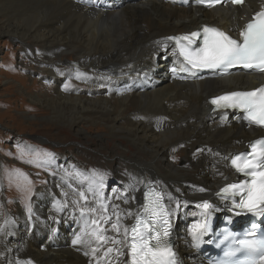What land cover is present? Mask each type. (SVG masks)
I'll return each mask as SVG.
<instances>
[{
	"label": "bare ground",
	"instance_id": "bare-ground-1",
	"mask_svg": "<svg viewBox=\"0 0 264 264\" xmlns=\"http://www.w3.org/2000/svg\"><path fill=\"white\" fill-rule=\"evenodd\" d=\"M263 8L264 0L240 7L225 0L211 7L190 0H0V37L22 41L21 69L50 79L26 85L12 78L20 85L8 88L26 98L21 116L39 118L27 109L45 112L46 130L66 129L79 139L72 148L41 147L57 154L44 175L49 185L37 184L33 212L8 207L0 193V264H128L125 246L98 241L93 233L103 229L121 239L112 224L119 218L121 233L128 228L151 181L165 190L178 256L185 264H212L205 256L207 237L200 252L190 235L204 219L197 205L208 201L211 212L224 211L216 191L236 179L230 155L264 136V129L235 111L211 112L208 98L253 89L264 82V72L189 71L166 36L202 23L235 35ZM71 75L86 83L69 82ZM176 153L184 164L178 165ZM81 156L106 167L90 168ZM81 208L96 211L81 215Z\"/></svg>",
	"mask_w": 264,
	"mask_h": 264
},
{
	"label": "snow or ice",
	"instance_id": "snow-or-ice-1",
	"mask_svg": "<svg viewBox=\"0 0 264 264\" xmlns=\"http://www.w3.org/2000/svg\"><path fill=\"white\" fill-rule=\"evenodd\" d=\"M199 2L204 3L205 0H199ZM219 2L220 0H209L208 6H214V3ZM231 3L242 6L245 0H231ZM203 32V46L195 50L191 48V44L200 35L199 33L168 38L176 40L179 55L183 57L186 65H190L187 70L226 69L239 65L245 69L264 72V9L255 13L245 25L240 32L239 40L215 28L205 27ZM182 41H186L187 44H183ZM211 103L215 105L214 111L219 108L240 109L246 114L245 119L250 123L264 126V87L254 91L232 92L212 99ZM232 166L236 172L242 173L247 179L227 185L217 195L221 200L231 202L229 211H233L237 216L251 213L253 216L264 217V140L255 141L251 144L250 152L233 158ZM80 197L86 199L84 193H80ZM237 197H239L238 200ZM159 201L160 196L157 194L149 201V207L146 209L149 211L148 217L146 219L137 217L135 225L131 229L124 228L122 233L119 218H117V223L112 224V229L118 235H122L121 239L105 236L103 229L98 234L94 232L93 235L103 243L125 246L127 256L130 258L128 264H177L176 253L167 240L168 217L171 213L164 211ZM197 207L203 210L204 219L194 224L190 232L196 246L210 230L209 217L213 205L203 201ZM95 211L96 209H80L81 215ZM101 219L107 222L109 218L102 216ZM92 223L97 228L100 227L97 220H92ZM158 223L162 224L163 232L157 228ZM224 239L230 240L231 243L219 264H264V232L261 231L260 224L253 222L241 235L228 233ZM75 242L79 243L80 238L78 237ZM92 251L95 254L97 249ZM112 252L113 248L110 247L104 254L107 256ZM116 252L118 255H125L120 248H117ZM237 254H240V258H237Z\"/></svg>",
	"mask_w": 264,
	"mask_h": 264
},
{
	"label": "rangeland",
	"instance_id": "rangeland-1",
	"mask_svg": "<svg viewBox=\"0 0 264 264\" xmlns=\"http://www.w3.org/2000/svg\"><path fill=\"white\" fill-rule=\"evenodd\" d=\"M21 46H23V42L18 39L8 38L4 35L0 37V193L6 198L8 207L17 209L23 205L28 211L30 208V212H33L32 202L35 198V190L42 183L49 185V182L45 178L49 170L47 166H49V161L52 157L57 154V152L49 150H47L49 152L44 154L43 151L45 150L41 147L44 146L47 149L72 148L78 145L79 139L74 132L67 131L66 129L61 130V128L53 127L46 130L44 126L48 123H46L47 114L45 112L39 113L27 109V113L35 114L39 118L26 119L21 116V113L27 108L23 104L26 98L24 95L19 94L15 88H8L10 83L16 84L19 87V82L16 83L13 79L24 78L23 81L26 85H32L35 78L37 80L43 79L44 84H48L50 81V79L44 78L43 74L40 75L36 69L30 71L21 69L23 56ZM21 75L22 77L20 78L19 76ZM71 76L69 77L70 79H67L69 82L86 83L77 79L75 75V77ZM71 78L75 79V81L71 80ZM169 83V81H166L162 85ZM51 84L55 85L56 82L52 81ZM71 87L79 88L77 84ZM33 89L36 92L38 86L33 87ZM117 97L120 98L121 96L118 95ZM22 104L23 106L21 107ZM98 133L101 132L94 131L93 136ZM96 155L99 154L96 153ZM99 156L101 159L103 158L102 155ZM175 156L178 165L184 164L185 159L182 153H176ZM81 158L90 168L95 167L99 169L101 166L106 167L105 164L101 165L98 160H90L84 156H81ZM111 174L106 173V177H111ZM30 181L34 183L31 184ZM114 182L112 181L111 183ZM64 225L66 226V224ZM73 227L75 226L70 224L65 228L72 229ZM201 243L202 245L199 244V247L196 246L200 252L205 247L203 239H201ZM210 252L211 250L208 249L207 254H205L208 261L211 260L209 258ZM210 263L213 264L212 261Z\"/></svg>",
	"mask_w": 264,
	"mask_h": 264
},
{
	"label": "water",
	"instance_id": "water-1",
	"mask_svg": "<svg viewBox=\"0 0 264 264\" xmlns=\"http://www.w3.org/2000/svg\"><path fill=\"white\" fill-rule=\"evenodd\" d=\"M225 208H226V207H225ZM226 213H228V212L226 211V209H224V211H223V212H220V213H213V212H211V215L218 219L219 217L224 216ZM231 216H232V218H237V217H242V216H244V215L241 214V215L237 216V215H235L234 212H233V213L231 214Z\"/></svg>",
	"mask_w": 264,
	"mask_h": 264
}]
</instances>
